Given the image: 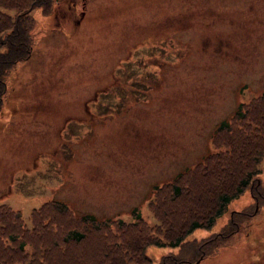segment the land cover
I'll use <instances>...</instances> for the list:
<instances>
[{"label":"rangeland","instance_id":"1","mask_svg":"<svg viewBox=\"0 0 264 264\" xmlns=\"http://www.w3.org/2000/svg\"><path fill=\"white\" fill-rule=\"evenodd\" d=\"M52 1L47 15L31 12V52L5 79L0 206L19 213L28 246L16 254L2 242L10 249L2 257L36 264L57 256L60 234L33 227H56L63 217L51 207L40 222L29 214L52 201L74 216L110 221L106 263L121 249V264L177 253L132 250L146 244L144 232L152 243L163 239L165 225L189 205L184 193L167 202L166 188L154 199L153 187L183 173L178 184L196 189L202 178L191 173L211 150L217 125L230 122L238 103L264 96V0ZM256 169L264 193V155ZM249 195L230 201L210 228L187 235L197 242L224 236L205 243L196 264H264V199L252 203ZM231 210L245 214L230 216L235 228L225 224ZM96 241L103 243L92 237L83 247ZM182 255L189 251L181 258L190 260Z\"/></svg>","mask_w":264,"mask_h":264},{"label":"trees","instance_id":"2","mask_svg":"<svg viewBox=\"0 0 264 264\" xmlns=\"http://www.w3.org/2000/svg\"><path fill=\"white\" fill-rule=\"evenodd\" d=\"M52 3V0H0V107L6 90V77L14 66L24 61L31 52L35 27L31 12L38 8L41 15H47ZM210 145H212L211 150L204 154L202 160L195 163L193 171L190 170V173L193 172L191 173L192 180L202 178V181H198L199 186L196 189L189 184L184 188L178 184L183 173H176L171 177L172 181L153 187L154 199L160 190L166 188L169 196L167 202L169 200L176 202L184 193V196L189 199V205L185 207L183 218L176 221L177 224L165 225L164 238L157 237L154 243L150 242V237L144 232L146 244L139 245L132 250V255H142L143 250L149 246H168L176 248L177 253L167 252L162 254L157 261L148 260L136 264H196L208 250L204 251L202 246L207 242H213L217 237L223 238L224 236H216L217 234L213 233L197 242L194 239H186L189 233L197 228H210L216 219L224 214L228 203L245 191L250 193L252 203H258L259 200L264 199V193L255 184L259 173L256 165L264 155V96L253 99L248 105L243 106L238 103L230 122L221 121L215 128ZM197 169L201 171L196 174L194 172ZM222 175H225L224 180H222ZM48 207H51L55 215L63 217L62 224L58 226L55 223L56 227L33 228L60 234L54 245L61 247L57 249V256L53 260L41 258L36 264L122 263V249L119 250V257L115 261L106 263L103 259L105 250L102 246L106 244L107 239H111V234L114 233L111 229L113 225L109 220H94L92 216L83 214L74 216L63 204L52 201L39 208L31 209L29 214L34 216L33 221L40 222V211ZM230 213L225 224L235 228L237 223H234L230 216L233 213L245 215L244 210H231ZM132 215L135 222L141 221L136 212L132 211ZM73 220L78 223V227H74ZM47 221V218L41 220L42 223ZM22 223L16 210L0 206V264H28V256L22 258L21 261L15 259L13 262H8V258L2 257L4 251H10L9 248L3 246L2 242L13 248L11 252L24 253V247L28 245L22 241L26 227L24 225L20 227ZM7 224L11 227H6ZM122 228L115 227L118 230ZM92 237L103 239V243L96 241L94 247L84 248L83 246ZM187 251L189 255L182 256L190 260L181 258V253ZM191 260L194 261L189 262Z\"/></svg>","mask_w":264,"mask_h":264}]
</instances>
